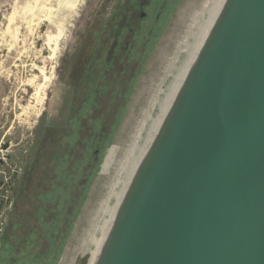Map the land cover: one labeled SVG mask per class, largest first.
Instances as JSON below:
<instances>
[{"label":"water","instance_id":"1","mask_svg":"<svg viewBox=\"0 0 264 264\" xmlns=\"http://www.w3.org/2000/svg\"><path fill=\"white\" fill-rule=\"evenodd\" d=\"M79 264H264V0L213 2Z\"/></svg>","mask_w":264,"mask_h":264},{"label":"rangeland","instance_id":"2","mask_svg":"<svg viewBox=\"0 0 264 264\" xmlns=\"http://www.w3.org/2000/svg\"><path fill=\"white\" fill-rule=\"evenodd\" d=\"M44 1L0 0V158L12 154L27 165L37 141L47 147L33 184L5 210L3 233L15 253L79 264L120 161L146 111L155 115L185 53L178 52L173 67L170 60L204 0H156L131 41L124 70L115 65L108 82L100 81L104 93L87 103L77 85V55L98 28L112 26L111 16L125 0H80L69 13ZM47 7L55 8L56 20L44 18ZM81 123L86 128L77 132ZM80 135L92 144L80 143Z\"/></svg>","mask_w":264,"mask_h":264},{"label":"flooded vegetation","instance_id":"3","mask_svg":"<svg viewBox=\"0 0 264 264\" xmlns=\"http://www.w3.org/2000/svg\"><path fill=\"white\" fill-rule=\"evenodd\" d=\"M155 2L156 0H125L124 5L114 11L111 16L112 26L108 29L104 26L98 28L94 32L92 44L80 50V54L77 55L81 65L77 71V85L83 102L87 103V101L98 98L104 93L105 84L100 81L108 82L107 78L115 74L113 70L115 65L119 66L122 71L124 70L125 62L130 58L131 41L137 32L141 31L142 22L149 16L147 8H151ZM156 17L159 18V15ZM105 33L108 38L106 37L104 40L102 36ZM101 39L103 40L101 41ZM85 128L84 123H81L78 125L77 132H81ZM79 137L80 143L85 144L86 147L92 144V139H88V135H80ZM53 141L55 142L54 138ZM96 141L95 160L98 159L105 140L101 138ZM45 142L43 144L41 141L36 142L35 147H33V155L27 165L23 161L16 162L12 154H10L9 159L3 157L4 163L0 162V169L2 167L0 171V201L6 200L5 205L0 210L1 237L3 236L5 216H7L5 210L8 209L9 205L14 204L12 203L14 197L24 193L33 184L38 173L37 167L40 157L45 150L47 151ZM51 262V257H44L40 254L25 251L15 253L7 244L6 239L0 238V264H51Z\"/></svg>","mask_w":264,"mask_h":264},{"label":"bare ground","instance_id":"4","mask_svg":"<svg viewBox=\"0 0 264 264\" xmlns=\"http://www.w3.org/2000/svg\"><path fill=\"white\" fill-rule=\"evenodd\" d=\"M79 1L80 0H48V1H44V2L47 5L48 4H50V5H56L57 6V10L56 11H59V13H61V12H63V13L64 12H68L69 13L70 11L76 9L77 5L79 4ZM214 1L215 0H204L202 6L198 10H195L193 12V14L191 16V20L188 23L187 28L185 30V33L181 37L180 42H178L177 52L174 54V56L172 57V59L170 58L171 59L170 60V66L173 67V65L176 63V60L178 58V54H179L178 52L179 51H180V53L181 52L182 53L183 52L186 53V51H187L190 43L192 42V40H193V38H194V36H195V34H196V32H197V30H198L201 22L203 21L204 17L206 16L207 12L209 11V9L212 6V4H213ZM44 6H46V5H44ZM41 8H40V10H41ZM54 10H55L54 7H47V10L44 11L45 12V15H44L45 17L44 18L48 17V18H54L56 20V18H58V17L54 15V13L56 12ZM38 12H40V11H38ZM178 67L179 66H177L176 68L178 69ZM177 69H176V71H177ZM164 73H165V71H164ZM174 75H175V73L172 76L174 77ZM161 83H162V81H161ZM163 91H164V89H163ZM157 101H158V98L155 97V100L153 101L152 106H154ZM161 101L158 102L159 105H160ZM153 117H154V115L152 114L151 111H149V110L146 111L145 117L141 121L140 126L137 129V133L134 134L135 137H133L134 138L133 142L131 144H129V146L127 147V149H126V151L124 153V156L122 157V159L120 161V167H119V170H118V172L116 174L117 176L114 179V181H113V183H112V185L110 187V190H109V192H108V194H107V196L104 199V202L102 204V215H101L102 216L101 217L102 219H103V217H104V215H105V213H106V211H107V209H108V207H109V205H110V203H111V201H112V199H113V197H114V195H115V193H116V191H117V189H118V187H119V185H120V183H121V181H122V179H123V177H124V175H125V173H126V171L128 169V167H129V165H130V163H131V161H132V159H133V157H134V155H135V153H136V151H137V149H138V147H139V145H140V143H141V141H142V139L144 137L143 136V132L144 131L145 132L147 131V129H148V127H149V125H150ZM102 219H101V221H102ZM95 223H97V222H95ZM98 226H97V228H98ZM93 236H94V234L92 235V238H93ZM92 238H91V240H92Z\"/></svg>","mask_w":264,"mask_h":264},{"label":"crops","instance_id":"5","mask_svg":"<svg viewBox=\"0 0 264 264\" xmlns=\"http://www.w3.org/2000/svg\"><path fill=\"white\" fill-rule=\"evenodd\" d=\"M2 170V167H1V169H0V171ZM3 239H6V237H5V233H3ZM2 237L0 236V238L2 239Z\"/></svg>","mask_w":264,"mask_h":264}]
</instances>
